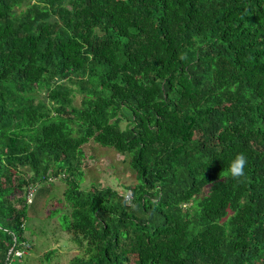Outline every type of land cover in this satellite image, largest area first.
<instances>
[{
	"label": "trees",
	"instance_id": "1",
	"mask_svg": "<svg viewBox=\"0 0 264 264\" xmlns=\"http://www.w3.org/2000/svg\"><path fill=\"white\" fill-rule=\"evenodd\" d=\"M89 142L137 182L87 181ZM30 190L68 264H264V0H0V264H53Z\"/></svg>",
	"mask_w": 264,
	"mask_h": 264
},
{
	"label": "rangeland",
	"instance_id": "2",
	"mask_svg": "<svg viewBox=\"0 0 264 264\" xmlns=\"http://www.w3.org/2000/svg\"><path fill=\"white\" fill-rule=\"evenodd\" d=\"M84 152L86 156L84 159V170L87 174V181L96 182L93 180L98 178L100 184L116 186L119 191H122L123 186L137 182L135 175L125 169L123 163H121V157L115 153L114 149L102 148L93 142H89L84 146ZM65 188L66 185L60 179H57L51 192L52 197L55 193L60 197ZM42 192L45 191L42 190ZM43 194L38 192L34 201H31L34 204L30 206L33 212L30 209V218L28 220L30 239L25 246L33 248V253L30 254L32 260L36 261L43 257L44 254L56 250L57 253L52 257V263L68 264V261L76 254H79L80 251L71 240L69 234L60 227L63 221L62 212L64 211L59 210L51 215L49 214L50 218L44 216L43 203L47 196ZM48 198H51V195H48ZM57 200V198L50 200L47 213L61 207ZM31 230H33V233Z\"/></svg>",
	"mask_w": 264,
	"mask_h": 264
},
{
	"label": "clouds",
	"instance_id": "3",
	"mask_svg": "<svg viewBox=\"0 0 264 264\" xmlns=\"http://www.w3.org/2000/svg\"><path fill=\"white\" fill-rule=\"evenodd\" d=\"M180 58L185 59L186 57L183 54H181ZM246 164H247L246 156L243 153L237 154L236 157L229 164L228 171H229L231 177L233 179H236V180H239L240 178L244 177V175H245L244 169H245ZM130 192L133 195L132 191H128L127 193H125V197ZM125 197H124V199L126 201ZM126 202H127V204H130L132 201L131 202L126 201Z\"/></svg>",
	"mask_w": 264,
	"mask_h": 264
},
{
	"label": "built area",
	"instance_id": "4",
	"mask_svg": "<svg viewBox=\"0 0 264 264\" xmlns=\"http://www.w3.org/2000/svg\"><path fill=\"white\" fill-rule=\"evenodd\" d=\"M34 192H35V190H30L29 191V196H28V198H29V202H31L32 200H33V196H34ZM126 201H128V202H131L132 201V199H133V195H132V193L130 192V193H128L127 195H126ZM13 251V249H11V251H10V253ZM22 251H20V250H17L16 252H15V255L16 256H18V257H20L21 255H22Z\"/></svg>",
	"mask_w": 264,
	"mask_h": 264
},
{
	"label": "crops",
	"instance_id": "5",
	"mask_svg": "<svg viewBox=\"0 0 264 264\" xmlns=\"http://www.w3.org/2000/svg\"><path fill=\"white\" fill-rule=\"evenodd\" d=\"M100 183V182H99Z\"/></svg>",
	"mask_w": 264,
	"mask_h": 264
}]
</instances>
